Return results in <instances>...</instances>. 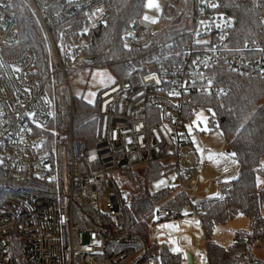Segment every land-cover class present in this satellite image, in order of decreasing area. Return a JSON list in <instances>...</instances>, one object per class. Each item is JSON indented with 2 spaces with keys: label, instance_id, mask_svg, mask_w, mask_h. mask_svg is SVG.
<instances>
[{
  "label": "built area",
  "instance_id": "obj_1",
  "mask_svg": "<svg viewBox=\"0 0 264 264\" xmlns=\"http://www.w3.org/2000/svg\"><path fill=\"white\" fill-rule=\"evenodd\" d=\"M107 2L0 0V178L27 185L18 193H0V264H11L12 236L22 246L24 264H128L134 249H109L95 232L75 225L77 204L106 213L121 228L133 193L117 183L116 172L156 159L169 165L176 188L192 199L203 171L213 167L210 150L194 142L193 121L205 110L202 99L218 91L213 69L224 66L264 79V45L235 44L236 24L221 10L224 0H160L161 16L155 20L147 19L145 0L122 34L124 49L135 56L124 80L99 91L94 144L88 146L74 135L69 90V123L57 122V85L59 77L69 85V72L89 67L87 36L105 23ZM252 2L258 8L264 0ZM20 11L40 30L46 69L40 68L37 52L20 47ZM260 25L264 36V15ZM218 152L231 154L226 141ZM213 168L217 176L205 181L207 192L215 187L214 197L227 196L233 180ZM35 183L50 195L27 189ZM192 208L188 215L162 212L157 224L197 217L198 207ZM195 264H209L208 253L205 263Z\"/></svg>",
  "mask_w": 264,
  "mask_h": 264
},
{
  "label": "trees",
  "instance_id": "obj_2",
  "mask_svg": "<svg viewBox=\"0 0 264 264\" xmlns=\"http://www.w3.org/2000/svg\"><path fill=\"white\" fill-rule=\"evenodd\" d=\"M145 0H108V16L99 30L87 36L88 46L84 63L91 68H107L116 81L125 79L129 59L135 54L124 49L122 34L129 23L142 10ZM222 11L233 17L235 44L243 47L247 42L264 45L260 17L264 15V3L255 7L252 0H224ZM20 47L31 49L39 55L40 68L46 69V46L40 30L25 11L18 14ZM87 59H93L92 64ZM217 92L202 99V107L213 117L211 127L218 130L227 142L231 155L238 160L239 176L233 179V190L224 197H212L194 201L176 187L153 192L151 184L169 174V165L160 159L151 164L126 170L129 181L138 185L132 200L124 210L121 228L106 213L93 212L86 203H78L75 209V225L84 232H95L109 249L132 248L135 256L128 264H181L183 255L173 253L167 243L153 240L156 217L165 211L184 212L187 207H198L197 217L204 232L209 264H264L255 250L264 243V188L259 177H264V79L259 76L235 73L224 66L212 71ZM57 122L64 126L71 117L68 89L59 77L57 85ZM74 135L88 146L94 144L96 108L83 99L74 98L72 112ZM24 184L12 183L0 178V193L14 194L25 189ZM33 193L50 195L40 183L27 188ZM244 215L249 219V230H237L233 241L224 247L214 241L215 229ZM9 250L11 264H24L22 246L12 236Z\"/></svg>",
  "mask_w": 264,
  "mask_h": 264
},
{
  "label": "rangeland",
  "instance_id": "obj_3",
  "mask_svg": "<svg viewBox=\"0 0 264 264\" xmlns=\"http://www.w3.org/2000/svg\"><path fill=\"white\" fill-rule=\"evenodd\" d=\"M145 13L148 20L159 19L161 16L160 0H146ZM68 78L69 85L65 82L64 86L71 91L74 98L83 99L86 103L94 107L97 102L99 91L102 88L116 82L112 73L107 68L101 67H86L81 71H72L68 73ZM193 121L194 126L198 131L194 137V142L197 146H204L210 150L208 158L211 165L217 170L226 173V180L231 181L237 178L240 173V167L234 160V157L231 154L226 155L218 152L224 142V138L218 130L210 126V123L213 122L212 114L208 111L200 110L195 114ZM213 167L208 166L205 168L203 171L204 180L202 179L200 181L199 189L191 193L192 199L195 198L197 202L212 198L217 194L215 187H211L210 191L207 192L210 184L205 182L217 176V172L214 171ZM115 178L119 185L129 189L132 193L137 191L138 185L129 181L128 177L124 173L116 172ZM258 182L261 188L264 187V177H259ZM172 187H177V183L170 174L157 178L151 184V190L153 192H161ZM109 196V192L105 193L104 199ZM192 211V207H187L184 212L188 215ZM154 227L156 230L153 231V235L154 233L157 235H164L161 224H156ZM249 229V219L244 215H239L234 220H231L224 225H220L215 229L214 241L224 247H228L232 243L234 233L237 230ZM205 252L206 250L203 249L202 253ZM255 253L264 259V243L260 244V246L255 250ZM199 259L201 263H205L207 261V257L205 255L200 256Z\"/></svg>",
  "mask_w": 264,
  "mask_h": 264
},
{
  "label": "crops",
  "instance_id": "obj_4",
  "mask_svg": "<svg viewBox=\"0 0 264 264\" xmlns=\"http://www.w3.org/2000/svg\"><path fill=\"white\" fill-rule=\"evenodd\" d=\"M173 224L179 226V231L171 229V225ZM161 226L164 235H157L154 233L153 235L154 242L167 243L173 249L174 246L171 243V241L172 240L177 241L179 247L182 249V251L178 253H181L183 255V261H182L183 263L185 260H187V256H186L187 253H191L193 257V264L201 263L199 259L200 256L205 255L207 257L206 240L198 217L196 216L186 217L175 222L162 223ZM155 227L153 228V231H155L156 228H158ZM203 249L206 250L205 253H202Z\"/></svg>",
  "mask_w": 264,
  "mask_h": 264
},
{
  "label": "snow or ice",
  "instance_id": "obj_5",
  "mask_svg": "<svg viewBox=\"0 0 264 264\" xmlns=\"http://www.w3.org/2000/svg\"><path fill=\"white\" fill-rule=\"evenodd\" d=\"M93 159L95 158V157H92ZM184 215H187V213H184ZM198 223V222H197ZM171 229H175L176 231H179V226L178 225H175V224H173V225H171ZM171 243L173 244V253H177V252H180V251H182V249L179 247V245H178V242L177 241H175V240H172L171 241Z\"/></svg>",
  "mask_w": 264,
  "mask_h": 264
},
{
  "label": "water",
  "instance_id": "obj_6",
  "mask_svg": "<svg viewBox=\"0 0 264 264\" xmlns=\"http://www.w3.org/2000/svg\"><path fill=\"white\" fill-rule=\"evenodd\" d=\"M93 62H94L93 59H87V63L92 64ZM211 125H212V124L210 123V126H211ZM123 164H124V163H123ZM186 256H187V260H188L189 264H193V257H192V255H191V253H187Z\"/></svg>",
  "mask_w": 264,
  "mask_h": 264
},
{
  "label": "bare ground",
  "instance_id": "obj_7",
  "mask_svg": "<svg viewBox=\"0 0 264 264\" xmlns=\"http://www.w3.org/2000/svg\"><path fill=\"white\" fill-rule=\"evenodd\" d=\"M175 230V229H174Z\"/></svg>",
  "mask_w": 264,
  "mask_h": 264
}]
</instances>
